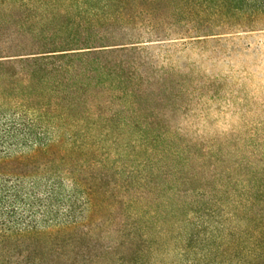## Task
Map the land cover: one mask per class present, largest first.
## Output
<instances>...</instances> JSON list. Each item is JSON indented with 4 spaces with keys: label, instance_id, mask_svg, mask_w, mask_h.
Listing matches in <instances>:
<instances>
[{
    "label": "trees",
    "instance_id": "trees-1",
    "mask_svg": "<svg viewBox=\"0 0 264 264\" xmlns=\"http://www.w3.org/2000/svg\"><path fill=\"white\" fill-rule=\"evenodd\" d=\"M260 22L264 0H0V264H264V155L184 134L151 51Z\"/></svg>",
    "mask_w": 264,
    "mask_h": 264
},
{
    "label": "rangeland",
    "instance_id": "rangeland-1",
    "mask_svg": "<svg viewBox=\"0 0 264 264\" xmlns=\"http://www.w3.org/2000/svg\"><path fill=\"white\" fill-rule=\"evenodd\" d=\"M257 28L151 45L156 65L185 82L183 133L220 148L228 162L264 155V22Z\"/></svg>",
    "mask_w": 264,
    "mask_h": 264
}]
</instances>
